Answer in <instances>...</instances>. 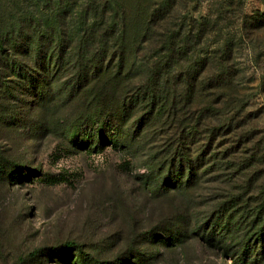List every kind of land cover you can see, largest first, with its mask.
Wrapping results in <instances>:
<instances>
[{"label":"rangeland","instance_id":"obj_1","mask_svg":"<svg viewBox=\"0 0 264 264\" xmlns=\"http://www.w3.org/2000/svg\"><path fill=\"white\" fill-rule=\"evenodd\" d=\"M125 1L130 8L137 2ZM154 1L142 12L151 14ZM177 8L169 28L192 29V50L188 63L156 66L177 81L155 98H143L131 81L135 72L107 92L115 73L107 85L83 87L82 71L34 74L48 79L45 86L0 71V264H264L263 244H250L248 226L238 223L264 219V0H181ZM203 19L209 29L201 40ZM129 24L127 46L142 41ZM134 46L135 60L158 63L161 54L153 59L147 44ZM214 56L229 60L221 65L228 79L187 107L183 71ZM212 67L210 76L217 75ZM97 90L114 104L96 106ZM219 128L239 166L230 170L224 160L221 173L205 166L189 189L167 192L169 183L186 181L170 167L184 134L205 148ZM176 229L182 242L158 239Z\"/></svg>","mask_w":264,"mask_h":264},{"label":"trees","instance_id":"obj_2","mask_svg":"<svg viewBox=\"0 0 264 264\" xmlns=\"http://www.w3.org/2000/svg\"><path fill=\"white\" fill-rule=\"evenodd\" d=\"M57 1L61 3V0H0V71L19 74L24 77L26 83L29 81L30 86H33L36 80H45L42 82L44 86L48 83V79H41L39 75H37L38 79L34 75L36 73L46 78L54 72L71 71L73 75L82 71L81 73H85L86 82L83 87L89 84L97 85L103 80H107L105 82L107 85L111 82L108 77L115 73L113 81L118 82L114 86H105V89L113 87L106 90L107 92H115L125 79L129 80L132 72H135L131 81L138 86L143 98L147 99L150 94L155 98L160 88L165 90L171 82L177 81L176 76L170 77L168 73L159 71L156 67L158 64L174 60L183 63V58L185 63H188L187 59L194 39L193 30L187 32L184 27H180L176 28L179 31L177 32L169 28L170 23L176 18L178 2L181 0H155L152 3L151 14L147 15L150 9L145 13L142 12L146 0H137L134 8H130L125 0H67L70 3L66 7L62 6L63 8L55 4ZM71 3L73 4L70 5ZM130 21L139 28L135 35L139 39L142 37V41L127 46L126 39L131 32ZM195 24L198 23L195 22ZM207 29H209V19H203L199 31L201 40L204 39L202 37ZM147 35H150L148 40L144 39ZM146 44L149 46L151 56L155 57L153 59H156L154 53L161 54L156 65L146 56L143 57L144 60L133 58L134 45ZM228 61L218 56L204 58L183 71L179 83L181 81L186 86L187 107L195 95L204 97L207 90H217L219 85L223 84L226 78L228 79V76H222L226 71H222L221 67ZM210 64L216 65V69L212 67V71H216L217 75L210 76ZM83 87L79 89L82 90ZM80 93L81 91L77 93V96ZM70 94L72 95V92ZM94 95L98 97L96 102L98 107L109 108L114 104L113 97L111 95L105 97L101 90H97ZM96 99L94 98L93 101ZM118 110L120 107L114 108L109 117L114 119V113ZM207 111L205 108L200 110V121L205 118ZM155 114L157 113L153 112L152 117ZM219 129L222 131L216 138L214 133V141L212 136H209L206 143L209 146L205 148L195 144L191 134H184V148L178 153H170V167L171 171L177 167L178 172L186 177V181L169 183L165 186L167 192L177 194L189 189L194 177L205 166H213L214 171L217 167L219 173L224 171L222 166L224 160L229 161L227 167L230 170L239 166L234 160L236 153L232 150L233 147L224 148L228 143L221 144L226 134L223 128ZM112 132L114 133L113 129ZM214 142L216 145L213 144ZM199 163L202 165L199 166ZM178 172L171 175L170 180ZM150 174L153 175V173ZM159 192L160 190H156V193ZM225 217L228 224L221 225L229 229L232 226L229 222L230 217L224 215L223 218ZM238 223L244 227L248 226L249 234H245L244 238L253 237L250 244H263L260 249L262 253L264 219L260 215H254L250 220H241ZM238 223L234 226L239 229ZM162 235V238L158 239L166 238L170 243H180L183 238L179 229L175 232L169 231V235ZM224 239L226 241V238ZM248 248L250 247H245V251ZM257 253L259 252L257 251L256 255Z\"/></svg>","mask_w":264,"mask_h":264}]
</instances>
